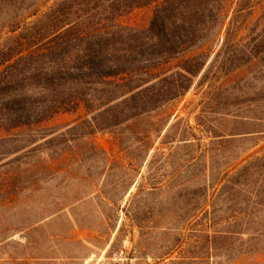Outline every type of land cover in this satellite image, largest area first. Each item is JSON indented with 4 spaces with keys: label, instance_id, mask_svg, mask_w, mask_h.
Masks as SVG:
<instances>
[{
    "label": "rangeland",
    "instance_id": "obj_1",
    "mask_svg": "<svg viewBox=\"0 0 264 264\" xmlns=\"http://www.w3.org/2000/svg\"><path fill=\"white\" fill-rule=\"evenodd\" d=\"M97 29L157 108L64 64ZM0 63V264H264V0H0Z\"/></svg>",
    "mask_w": 264,
    "mask_h": 264
},
{
    "label": "trees",
    "instance_id": "obj_2",
    "mask_svg": "<svg viewBox=\"0 0 264 264\" xmlns=\"http://www.w3.org/2000/svg\"><path fill=\"white\" fill-rule=\"evenodd\" d=\"M164 26L167 27L168 23L164 24ZM106 33L107 32L104 33L101 29L92 30L87 34H84V36L81 38L80 36H77V38L68 39L60 43V53H63L64 55V64L67 62L74 63L77 65L79 72L85 69L91 73L94 79L99 78L111 84L112 89L110 96L107 98L108 100H106V102L101 106L104 108L103 113L117 110V115L120 117V115H125L126 113L129 114L130 111L134 110L136 112H132V115L135 116V113L138 114L139 111H150L157 108L159 105H157V103L165 101L163 100L164 94L162 92H154V87H145V84L133 86V83L138 80L137 78L139 75L144 72L146 75L152 77L153 74L151 72V68L135 67L128 61H125L119 54L120 51L118 48L115 49L116 47L109 46L114 40H116V33ZM73 41L85 42L87 44V48L74 55L68 54L66 58V53L63 46ZM13 42L17 45H24L21 36L15 37ZM6 60L13 61V63L9 65V68H11V74L9 76L8 82L14 86L22 85L25 81L23 77L24 75L21 73L25 71L26 67L29 68L32 66V64H34V52L25 54V50L20 48L18 50H13L10 54H8L6 56ZM108 63L112 64L108 65ZM0 65H2V63H0ZM186 72L191 75L190 77L194 75L189 70H186ZM53 76H56V73L53 72ZM38 77V74L33 73V75H31L29 78L32 79ZM185 77L188 80H191L189 76L186 75ZM150 81L151 80L148 82L145 81L144 83H149ZM188 87L189 86L184 88L180 94H183L185 90L188 89ZM119 100L122 101L119 102ZM129 104L134 105L129 107ZM253 169L254 167L251 164L244 166L238 173V179L232 182L233 189L249 188L251 185L249 172Z\"/></svg>",
    "mask_w": 264,
    "mask_h": 264
},
{
    "label": "crops",
    "instance_id": "obj_3",
    "mask_svg": "<svg viewBox=\"0 0 264 264\" xmlns=\"http://www.w3.org/2000/svg\"><path fill=\"white\" fill-rule=\"evenodd\" d=\"M42 264H79V262L73 258L62 257L57 254V259L44 260Z\"/></svg>",
    "mask_w": 264,
    "mask_h": 264
}]
</instances>
